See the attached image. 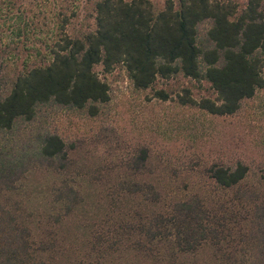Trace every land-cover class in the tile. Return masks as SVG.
<instances>
[{"label": "rangeland", "instance_id": "374dc122", "mask_svg": "<svg viewBox=\"0 0 264 264\" xmlns=\"http://www.w3.org/2000/svg\"><path fill=\"white\" fill-rule=\"evenodd\" d=\"M130 1V0H128ZM157 11L168 0H149ZM231 4L238 13L248 0H213ZM97 0H0V91L8 94L19 72L46 64L62 32H84L93 26ZM212 22L200 25L198 43L210 45ZM96 72L111 89V101L96 117L86 110L40 108L32 122H19L0 134V149L33 154L48 133L60 136L68 153L66 170L35 167L16 185L18 197L31 213L30 255L40 264H240L244 232L253 204L239 194H264V90L244 103L233 117H215L182 105L217 99L210 83L182 74L158 79L137 90L126 69ZM158 92L169 98L163 101ZM149 158L135 166L139 153ZM250 172L239 186L220 187L207 171L213 165ZM143 186V191L127 188ZM69 186L81 196L71 211L57 201ZM151 190L159 194L154 198ZM200 199L221 230V243L206 242L182 252L176 233L149 239L145 227L159 215L170 216L174 205ZM172 228V227H171ZM174 229V228H172Z\"/></svg>", "mask_w": 264, "mask_h": 264}, {"label": "trees", "instance_id": "16d2710c", "mask_svg": "<svg viewBox=\"0 0 264 264\" xmlns=\"http://www.w3.org/2000/svg\"><path fill=\"white\" fill-rule=\"evenodd\" d=\"M93 26L84 32H63L50 50V60L41 66L19 72L8 94L0 91V134L11 132L19 122H32L40 108L86 110L92 117L111 101V89L96 72L105 73L123 66L137 90L150 89L160 78L182 74L186 78L210 83L217 99L196 102L182 98L192 106L215 117H233L245 102L264 90V0H248L238 13L236 7L213 0H168L157 11L149 0H97ZM211 21L208 47L198 43L199 27ZM166 101L169 96L158 92ZM147 149L135 160L145 167ZM68 153L64 140L48 133L33 154L15 155L0 149V264H40L30 255L31 213L14 196L17 183L35 168L66 170ZM249 166L213 165L208 175L224 189L239 186L247 178ZM129 191H143L131 184ZM57 201L64 199L71 211L81 201L69 186L59 190ZM154 198L159 194L151 190ZM253 204L250 224L240 247V264H264V194L241 193ZM174 229H172V228ZM175 237L180 250L190 252L206 242L221 243V230L200 199L178 202L170 216L159 215L145 227L154 240Z\"/></svg>", "mask_w": 264, "mask_h": 264}]
</instances>
